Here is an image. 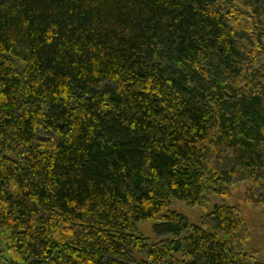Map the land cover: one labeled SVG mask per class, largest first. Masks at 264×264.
I'll use <instances>...</instances> for the list:
<instances>
[{"label": "trees", "instance_id": "1", "mask_svg": "<svg viewBox=\"0 0 264 264\" xmlns=\"http://www.w3.org/2000/svg\"><path fill=\"white\" fill-rule=\"evenodd\" d=\"M242 185L264 208V0H0L3 264H251L235 207L169 212Z\"/></svg>", "mask_w": 264, "mask_h": 264}, {"label": "rangeland", "instance_id": "2", "mask_svg": "<svg viewBox=\"0 0 264 264\" xmlns=\"http://www.w3.org/2000/svg\"><path fill=\"white\" fill-rule=\"evenodd\" d=\"M247 186H240L234 190H231L229 199L215 196L212 193H206L205 210L194 208L190 209L184 204L173 203L169 209V212H175L180 217L185 218L189 225L200 224V220L206 216V213L212 212L214 206H233L240 211L242 219L245 221L246 229L248 232V240L244 251L250 255V263L264 264V208H252L246 205L244 202V191ZM164 224L162 223H141L137 224V233L143 236L149 241L150 244L158 243L162 238V229ZM159 235V236H158ZM4 246V244H3ZM7 260V256H4ZM4 261L0 259V264Z\"/></svg>", "mask_w": 264, "mask_h": 264}]
</instances>
